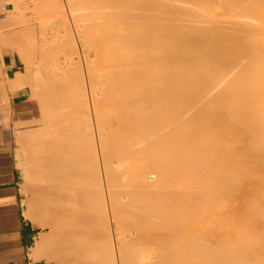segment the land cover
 Listing matches in <instances>:
<instances>
[{"label":"bare ground","instance_id":"1","mask_svg":"<svg viewBox=\"0 0 264 264\" xmlns=\"http://www.w3.org/2000/svg\"><path fill=\"white\" fill-rule=\"evenodd\" d=\"M215 1L58 0L71 50L29 62L33 261L264 264V0Z\"/></svg>","mask_w":264,"mask_h":264},{"label":"rangeland","instance_id":"2","mask_svg":"<svg viewBox=\"0 0 264 264\" xmlns=\"http://www.w3.org/2000/svg\"><path fill=\"white\" fill-rule=\"evenodd\" d=\"M7 0H0V33H7L8 34V36H5V38L7 39H9L10 40V42H6L4 39H2L1 40V38H0V132L2 133V134H4L5 133V135H7L9 138H11L12 139V141H13V147H14V150H15V154H16V161H17V167H18V173H19V186H20V189H21V192H22V198H28V196H29V194H28V192H29V185H27L28 184V178H27V176H26V172H27V153H26V149L24 148L23 149V146L25 145L26 146V143H25V141H26V138H27V134H28V131L31 129V127L30 126H32L31 125V122L29 121V119L31 118L29 115H31V114H29L30 112L29 111H26V105H27V103H33V104H37V102H38V98H36L35 97V99H34V96L32 97L30 94L32 93V91H31V89H34L33 88V83H34V80H32V77H30V76H32L31 75V72H32V66H33V64H35V62L37 63V64H35V65H37L38 66V68H39V71L42 73V75H43V73H46V71L47 72H53L54 70H53V66H55V68L59 65V63H60V61H61V58H62V55H63V53H65V48H66V51L67 50H69V51H67L66 53L67 54H69V52H70V50H71V48L69 47V46H67V45H64L63 43V41H62V37L64 36V32H63V30H59L60 29V27H59V13H58V8H56V7H58L57 5H58V0L56 1V0H21V1H17V0H8V1H10V2H6ZM15 1V3H16V1H17V7L18 8H16V9H14V7H13V2ZM27 1V2H26ZM47 1V2H46ZM51 1V2H50ZM211 1H213V0H211ZM215 1V0H214ZM218 1V2H217ZM224 2H226L225 0H223ZM5 2V3H4ZM11 2H12V4H11ZM37 2V3H36ZM46 2V3H45ZM56 2V3H55ZM219 2H220V4L222 5V3H224V2H221V0H216L215 1V4H214V6L212 7V8H214V7H216V8H214V9H212V11H211V15H215L216 14V12L217 13H219V9H221V5H219ZM3 3V4H2ZM18 3H19V5H18ZM47 3H49V4H47ZM55 3V4H54ZM3 6H2V5ZM27 4V5H26ZM43 4V5H42ZM224 4H226V3H224ZM24 5V6H23ZM12 6V7H11ZM51 6L53 7V8H51ZM209 6V4L208 5H206V7L204 8V6H203V13L204 12H206V10H207V12H210L209 11V9H210V7H208ZM3 7H5L6 8V11H5V13H2V10L3 9H1V8H3ZM24 7V8H23ZM225 7V6H224ZM37 8V9H36ZM51 9V10H49V9ZM219 8V9H218ZM222 10L223 11H221L220 10V12L221 13H219L220 15H218V16H220V18L221 17H223V18H221V19H224L226 16H228V17H226L225 19H230L231 18V16L228 14H225L224 16H223V14L222 13H224V9H223V7H222ZM228 11V9H225V11ZM41 13H40V12ZM45 11H49V12H45ZM57 11V12H56ZM226 11V12H227ZM12 12V13H11ZM225 12V13H226ZM37 13V14H36ZM44 13H46V14H44ZM48 13V14H47ZM53 13V14H52ZM58 13V14H57ZM228 13V12H227ZM10 14V15H9ZM12 14V15H11ZM29 14V15H28ZM205 14V13H204ZM208 14L209 13H207V14H205L206 15V17H208ZM249 14V13H248ZM8 15V16H7ZM48 15V16H47ZM53 15V16H52ZM217 15V14H216ZM5 16L6 17H9L10 19H12V20H10L9 18H6L5 19ZM15 16V17H14ZM43 16V17H42ZM47 16V17H46ZM57 16V17H56ZM251 16V15H250ZM17 17V18H16ZM53 17V18H52ZM261 17V16H260ZM22 18V19H21ZM29 18V19H28ZM42 18V19H41ZM44 18V19H43ZM49 18V19H48ZM56 18V19H55ZM257 18H259V16L258 17H256V19ZM264 18V17H263ZM40 19V20H39ZM51 19V20H50ZM260 19V18H259ZM262 19V18H261ZM6 20H7V22L9 23V24H7L6 23ZM9 20V21H8ZM43 20V21H42ZM49 20V21H48ZM258 20V19H257ZM264 20V19H263ZM262 20V21H263ZM4 22V24H6V25H4V26H1L2 24H1V22ZM11 21V22H10ZM24 21V22H23ZM46 21H47V23H46ZM58 21V22H57ZM2 22V23H3ZM21 22V23H20ZM38 22V23H37ZM50 22V23H49ZM41 23V24H40ZM259 23L260 22H257V26L259 25ZM22 24V25H21ZM39 24V25H38ZM54 24V25H53ZM23 25H26V26H23ZM35 27H34V26ZM53 25V26H52ZM57 25V26H56ZM255 25V24H254ZM260 25H261V23H260ZM30 26H33V27H30ZM41 26V27H40ZM44 26V27H43ZM55 26V27H54ZM28 27V28H27ZM50 27V28H49ZM256 27V26H255ZM262 27H264V23H262ZM27 28V29H26ZM32 29V30H30L29 31V29ZM41 29V30H40ZM44 29V30H43ZM47 29V30H46ZM27 30V31H26ZM40 30V31H39ZM10 31V32H9ZM25 31V32H24ZM32 31H35L34 33H31ZM38 31V35H37V32ZM55 31V32H54ZM56 31H59L58 33H60L59 35H60V37L59 38H54V36H53V34L54 33H56ZM30 32V33H29ZM40 32V33H39ZM51 32V33H50ZM10 33V34H9ZM49 33V34H48ZM53 33V34H52ZM6 34V35H7ZM16 36H18V37H14L15 35ZM21 34V35H20ZM24 34V35H23ZM14 35V36H13ZM26 35H27V37H26ZM31 35V36H30ZM33 35V36H32ZM24 36V37H23ZM34 37L33 38V40H30V39H32V38H30V37ZM50 36V37H49ZM51 37H53L52 39L53 40H51ZM24 38V39H23ZM43 38V39H42ZM48 40H47V39ZM50 38V39H49ZM20 39H21V41H20ZM46 39V40H45ZM57 39V40H56ZM59 39V40H58ZM13 40L16 42L15 44H14V42H13ZM55 40V42H53V44L52 43H50V42H52V41H54ZM20 41V42H19ZM30 41V42H29ZM34 41V42H33ZM12 42H13V44H12ZM42 42V43H41ZM42 45H41V44ZM45 43H47V45H48V48H47V45L45 46ZM49 43V44H48ZM11 44V45H10ZM19 46H18V45ZM29 44V45H28ZM40 44V45H39ZM55 44V45H54ZM63 44V47H61V45ZM30 45H31V47H30ZM33 45V46H32ZM39 45V46H38ZM50 45H52L53 47H57L55 50L57 51V52H55V50L53 49V47H51L50 48ZM41 46V47H40ZM60 46V47H59ZM21 49H20V48ZM22 47H24V48H22ZM37 47H39V49L37 48ZM43 47H45V48H43ZM43 48V49H42ZM50 48V49H49ZM61 48V49H60ZM24 49V50H23ZM46 49V50H45ZM28 50V51H27ZM39 50H42V51H40V53L38 54V52H39ZM46 52H45V51ZM47 50H49L50 51V53H49V51L47 52ZM53 51V53H52V51ZM60 52H59V51ZM25 51H27V52H25ZM29 51L31 52L30 54H29ZM36 51V52H35ZM19 52H20V54H21V56H20V54H19ZM24 52V53H23ZM34 52V54H32ZM43 52V53H42ZM63 52V53H62ZM26 53V54H25ZM41 53H42V55L44 54V56H42L41 55ZM50 55H49V54ZM61 53V55H60V57L57 55V54H60ZM9 55L10 57H11V60H12V65H11V67H4L3 65H2V62H1V57H3L4 55ZM25 54V55H24ZM29 56H28V55ZM36 54V56H34ZM38 54V55H37ZM49 56H48V55ZM31 55H33V57L34 58H38V56L40 57V58H38V59H34ZM47 55V56H46ZM51 55L53 56V58H50L51 57ZM43 57V59H44V61L47 59V58H49L48 60H46L45 62L43 61V60H40V59H42V57ZM56 56V58H54ZM23 57H25L26 58V61H27V63H24V65H23V63H22V61H21V59H23L24 60V58ZM27 57H29V59H27ZM32 57V58H31ZM20 59V60H19ZM53 59V61H51ZM33 60V61H32ZM40 60V61H39ZM57 60V61H56ZM33 62V64H31L32 62ZM44 62V63H42V62ZM51 62V64H50V62ZM58 61H59V63H58ZM29 62H31L30 64H29ZM49 63L48 64V66H47V63ZM55 63V64H53V63ZM56 62H57V64H56ZM26 64V65H25ZM28 64V65H27ZM46 64V65H45ZM30 66V67H29ZM51 66H52V68H51ZM23 67H25V68H23ZM28 68V70H26L27 68ZM32 67V68H31ZM40 67H42V68H40ZM46 67V68H45ZM25 69V70H24ZM43 69H45V70H43ZM48 69V70H47ZM51 71H50V70ZM53 70V71H52ZM26 71V72H25ZM45 71V72H44ZM19 73V74H18ZM15 75H17V77L19 76V75H22V77L23 76H25V77H27V78H29L28 80L26 79L25 81H26V83H27V81H28V84H23V86L21 87L20 86V82L22 81V79L20 78V82H19V84H17L18 83V81H16L18 78L15 76ZM73 75H75V71H74V73H73ZM16 78V80H14V81H16V83L13 81V79H15ZM21 77V76H20ZM24 78V77H23ZM2 82V83H1ZM23 83H25L24 81H22ZM11 84V85H10ZM22 84V83H21ZM12 86V87H11ZM15 89V90H14ZM13 90V91H12ZM30 91H31V93H30ZM6 94V95H5ZM4 96V97H2V96ZM7 98V104H5L6 103V101H5V99ZM33 98V99H32ZM31 106H32V104H31ZM18 110H17V109ZM20 112V113H19ZM23 116V117H22ZM10 117V118H9ZM20 118V119H19ZM15 121H16V123H15ZM19 126V127H18ZM7 128V129H6ZM11 129V130H10ZM16 129V130H15ZM15 131V132H14ZM26 131V132H25ZM17 132V133H16ZM23 132H25V134L26 135H24L23 134ZM15 133V134H14ZM18 134V136H15V135H17ZM20 134V135H19ZM10 135V136H9ZM14 136H15V139H14ZM17 141V142H16ZM19 144V145H18ZM23 144V145H22ZM16 145V146H15ZM24 146V147H25ZM16 148V149H15ZM26 158V159H25ZM24 159V160H23ZM23 170H25L24 171V173H23ZM152 173V171L151 172H147V175L149 174L150 175V181H152L153 182V179H154V177L152 178V176H153V174H151ZM148 175V176H149ZM148 176H147V178H148ZM24 177H25V179H24ZM156 178V177H155ZM23 180H25V181H23ZM149 180V179H148ZM155 180V179H154ZM23 182V183H22ZM147 182H149V181H147ZM23 184H26V185H23ZM25 186V187H24ZM26 195V196H25ZM27 207V208H26ZM28 209L30 210V208H29V206L27 205V206H25V216H26V214H27V212H28V216H29V212L31 211H28ZM28 219V218H27ZM29 220V219H28ZM40 230V229H39ZM43 230V231H42ZM42 230H40V231H42L43 233L45 232V231H47V230H44V229H42ZM57 252L60 254V252L57 250ZM49 254H52V250H50L49 251ZM56 254V253H55ZM54 253H53V256L55 255ZM68 253H66L65 252V255H67ZM67 257H68V255H67Z\"/></svg>","mask_w":264,"mask_h":264},{"label":"crops","instance_id":"3","mask_svg":"<svg viewBox=\"0 0 264 264\" xmlns=\"http://www.w3.org/2000/svg\"><path fill=\"white\" fill-rule=\"evenodd\" d=\"M1 62L4 67L12 65L7 54ZM24 209L13 143L0 135V264H44L30 258L41 231L27 219Z\"/></svg>","mask_w":264,"mask_h":264}]
</instances>
